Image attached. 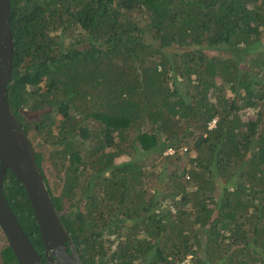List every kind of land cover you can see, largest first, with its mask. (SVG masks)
Wrapping results in <instances>:
<instances>
[{"label":"trees","instance_id":"trees-1","mask_svg":"<svg viewBox=\"0 0 264 264\" xmlns=\"http://www.w3.org/2000/svg\"><path fill=\"white\" fill-rule=\"evenodd\" d=\"M10 2L8 102L33 145L54 138L59 194L37 163L82 260L264 264V0ZM3 190L44 255L10 169Z\"/></svg>","mask_w":264,"mask_h":264},{"label":"water","instance_id":"water-1","mask_svg":"<svg viewBox=\"0 0 264 264\" xmlns=\"http://www.w3.org/2000/svg\"><path fill=\"white\" fill-rule=\"evenodd\" d=\"M13 54L11 2L0 0V227L18 264H44L4 194L3 182L10 169L24 185L48 263L86 264L52 199L34 145L9 105L7 90L12 78Z\"/></svg>","mask_w":264,"mask_h":264},{"label":"rangeland","instance_id":"rangeland-1","mask_svg":"<svg viewBox=\"0 0 264 264\" xmlns=\"http://www.w3.org/2000/svg\"><path fill=\"white\" fill-rule=\"evenodd\" d=\"M250 113H251V114H249L250 117L254 116L253 115V111H250ZM48 139H49V143L44 142V140H45L44 137L35 139L34 145L37 147L38 150H41L43 152V154H44V160H43L44 169L46 171V174L48 176L50 184H51L52 188L54 189V192L56 194H59L61 192L60 191V189H61V184H60V174H61V172L58 171L57 165H55L53 163V159L54 158H53V156L51 154V150L57 149V148H56V146L53 147L52 145H50V143L53 142L54 138L48 137ZM163 154H165V153H163ZM142 157L147 159L146 166H149V169H148L149 171L153 170V164L154 163H160L161 162L160 156L157 157L156 155H154L153 158L152 157L147 158L145 155L139 154L138 158L141 159ZM127 158H128V156L125 154V156L121 159V162H126L127 160H125V159H127ZM179 163L180 162L175 160L174 164H171V163L168 164V170L169 171H174ZM188 164L190 165V160L188 158V155L186 154L184 156V160L181 162L182 166L179 167V171L183 172L184 168L187 167ZM159 165L161 167L162 164L160 163ZM156 169H159V166ZM77 210H78V208H73L72 209L73 212H76ZM70 214H72V213H70ZM0 243L4 244V243H6V240L1 238Z\"/></svg>","mask_w":264,"mask_h":264},{"label":"built area","instance_id":"built-area-1","mask_svg":"<svg viewBox=\"0 0 264 264\" xmlns=\"http://www.w3.org/2000/svg\"><path fill=\"white\" fill-rule=\"evenodd\" d=\"M175 152V150L174 149H172V148H170V149H168L167 151H165V154L167 155V154H172V153H174ZM182 264H192V261H191V259L188 257V258H186L183 262H182Z\"/></svg>","mask_w":264,"mask_h":264},{"label":"flooded vegetation","instance_id":"flooded-vegetation-1","mask_svg":"<svg viewBox=\"0 0 264 264\" xmlns=\"http://www.w3.org/2000/svg\"><path fill=\"white\" fill-rule=\"evenodd\" d=\"M41 255V254H40ZM42 259L44 260V264H49L48 261H47V257H46V253H45V250H44V255H41Z\"/></svg>","mask_w":264,"mask_h":264}]
</instances>
